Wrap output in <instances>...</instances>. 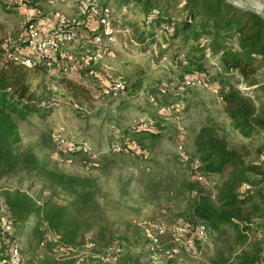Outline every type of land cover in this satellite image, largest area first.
I'll use <instances>...</instances> for the list:
<instances>
[{
	"label": "trees",
	"instance_id": "obj_1",
	"mask_svg": "<svg viewBox=\"0 0 264 264\" xmlns=\"http://www.w3.org/2000/svg\"><path fill=\"white\" fill-rule=\"evenodd\" d=\"M93 1L97 7L110 8L114 20L117 15L122 17L130 12L142 16L144 28L138 36H134L135 49L139 51L150 46L153 32L163 30V47L154 59L155 64L160 67L159 57L166 56L173 60L175 68L161 66L166 70L161 71L151 85L157 95L168 96L171 100L186 98L187 91L196 88L183 85L182 76L186 73L204 74L203 82L207 84L209 80L214 85L230 128L243 138L260 139L264 133V14L260 16L226 0ZM109 3H113L116 10ZM38 6L30 7V15L16 39L18 45L23 43L24 28L28 22H38L53 15L41 17ZM86 10L82 9L85 17ZM79 26L78 23L75 25L80 33L75 46L84 53L88 47L86 41L97 29H90L87 23L85 28ZM120 28L127 26L121 24ZM0 30H3L1 25ZM5 39H0V177L23 172L41 184L38 193L46 192L45 197L36 198L18 188L4 190L5 208L13 224L32 215L41 228L44 226L60 234L62 242L80 248L88 240L86 229L90 221L99 213L95 200L99 187L95 179L47 169L29 149H20L13 117L25 119L29 114L37 113L41 117L47 114L50 109L48 103L54 99L52 89L63 93L74 109L90 104L91 92L83 82L63 72L59 65L65 61L59 58L57 52L53 58L45 56L41 62L28 66L22 63L19 49L4 46ZM46 62L50 66L44 67ZM93 67L91 69H97ZM92 79L91 76L89 80ZM234 79L244 82L246 90L235 85ZM161 85H171L172 90L160 94ZM149 90L152 92V89ZM148 96L151 97V94ZM43 103L46 105L41 106ZM110 118L117 127V118ZM135 124L130 129L135 141H152L164 128L158 125L160 131L154 132L149 125L148 130L136 131ZM190 144L191 153H186L187 160L183 162L189 167L190 178L195 172L202 176L203 181L191 178L189 193L193 200L189 214L183 218L205 225L206 238L218 243L215 249L218 257L230 254L228 245L231 238L242 243L251 238L250 231L264 227V169L252 172L253 167L243 166L237 150L229 148L211 125L203 124L194 131ZM122 146L123 151L129 148L126 143ZM191 162H195L196 166L192 167ZM214 174L220 177V181L213 185L215 191L212 195L205 192L201 184ZM251 174L255 176L250 177ZM254 186L256 191L252 192ZM60 194L67 196L65 203L55 200ZM96 237L94 235L91 239L92 251H97L98 243L102 249L110 242L100 243ZM121 238L124 246L129 244V237L123 234ZM252 240L253 247L241 248L232 264H264V251L258 243L256 246V236ZM128 259L119 260L117 264H126ZM224 261L221 259V262ZM131 264L140 263L136 258L131 260ZM163 264L172 263L164 261Z\"/></svg>",
	"mask_w": 264,
	"mask_h": 264
},
{
	"label": "rangeland",
	"instance_id": "obj_2",
	"mask_svg": "<svg viewBox=\"0 0 264 264\" xmlns=\"http://www.w3.org/2000/svg\"><path fill=\"white\" fill-rule=\"evenodd\" d=\"M230 2L249 8L261 6L257 0ZM109 4L116 10L113 3ZM36 5H39L41 17L63 12L67 16L75 17L80 24L79 27L85 28V24L88 23L83 16L80 1L0 0V25L3 26V30H0V39L20 37L18 35L23 31V23L30 15V7ZM38 15L36 14V17H40ZM117 16L114 25L124 24L133 37L138 36L144 28L142 16L139 14L130 12L122 17ZM151 36L152 56L140 55V51L135 47H129L128 50L106 47L96 61L93 68L97 67L96 73L99 76H108L107 81L109 78L118 77L124 82V88L117 96L104 94L98 98L91 97L90 104L82 106L81 109H74L63 93L52 89L54 99L48 103L47 107L50 109L47 114L42 117L37 113L29 114L25 119L13 117L19 135L17 146L20 149H29L47 169L95 179L99 187L95 197L99 213L86 229L88 240L85 244L91 249L93 246L90 243L94 235H97L100 243L110 241L106 245L120 242L122 251L114 264L128 257L130 259L126 264H131V260L136 258L140 264L164 263L163 260L152 262L145 255L144 239L138 222L143 219H157L168 223L189 214L193 200L189 193L190 170L187 163L179 159L176 144L181 143L185 154L190 155L191 135L201 125H211L217 134L225 139L229 148L236 149L243 166L253 167L252 172L264 169V133L260 139H247L232 130L211 81L208 80L207 84L188 90L186 98L171 100L168 96L156 94L154 86L151 85L159 78L161 71L166 69H163L161 64L157 67L154 59L163 47L165 35L162 30L153 32ZM76 47L64 44L57 54L63 61L81 62L83 53ZM91 76H84L86 80L72 78L80 80L89 88L88 85L97 82L96 76H92L94 79L90 81ZM233 83L246 90L244 82L234 79ZM32 84L35 85V82ZM149 89H152V92ZM148 94H151V97ZM168 100L174 103L173 109L166 110ZM44 105L46 103L41 104ZM110 117L117 118L119 124L117 127H114ZM140 121L148 123L154 132L160 131L158 125L164 128L152 141L147 139L135 141L130 129ZM112 139L121 145L127 142L129 145L133 144L138 152H131L126 147L117 154L110 153L109 144ZM83 142L89 147L88 154L84 156L77 148ZM254 176L255 174L250 175ZM219 181L220 177L214 174L205 179L201 186L205 192L213 195L215 191L213 185ZM40 187L41 184L35 182L34 177L23 172L0 177V224L9 216L3 202L2 191L18 188L27 191L32 197L43 198L46 192L38 193ZM251 191H256V186ZM55 200L65 203L68 199L64 194H60ZM36 221V218L30 215L13 224L14 233L19 240L21 264H73L74 259L69 254L57 256L50 253L48 247L39 250L35 246L41 234L49 230L44 226L41 228ZM123 234L130 240L126 246L121 241ZM249 236L251 238L242 243H237L231 238L228 245L230 254L224 253L220 257L215 250L218 243L206 238L202 244L197 245L193 254L186 256V260L191 264H232L241 248L253 247L252 237L255 236L256 246L258 243L259 248L264 251V227L253 229ZM74 245L71 246L78 248ZM101 247L102 245L98 243L97 251H101ZM221 259L226 261L221 262Z\"/></svg>",
	"mask_w": 264,
	"mask_h": 264
},
{
	"label": "built area",
	"instance_id": "obj_3",
	"mask_svg": "<svg viewBox=\"0 0 264 264\" xmlns=\"http://www.w3.org/2000/svg\"><path fill=\"white\" fill-rule=\"evenodd\" d=\"M13 2V0H7ZM82 9L86 10V22L90 29H97L96 32L86 41L85 49L81 62L68 60L59 65V67L70 77L80 80H86L84 76L92 75L97 77V82L88 85L93 98H98L107 94L115 97L124 88V82L120 78H109L99 76L97 69H91L95 66L96 61L102 56L104 48L117 47L120 50H128L129 47H135L136 42L133 35H130L128 28H120L114 25V18L111 9L107 6L97 7L93 0H81ZM78 23L75 17L67 16L63 12H56L51 17H43L40 21L28 22L24 28V39L21 45H18L16 39L6 38L4 46H12L19 49L22 53V63L25 65H34L41 62L45 56L53 58L54 54L64 44L75 46L78 41L79 32L75 25ZM93 24V26H91ZM165 29V26L163 27ZM116 36V38L112 37ZM85 43V44H86ZM155 45V43H152ZM105 46V47H104ZM163 46V45H162ZM144 57L152 56L151 47L139 52ZM208 56V55H207ZM211 61V60H210ZM159 64L167 69H174L175 64L172 59L166 56L159 57ZM49 62L44 64L48 67ZM86 71H85V70ZM105 77V78H103ZM204 74L186 73L182 76L183 85L198 88L204 85ZM90 84V83H88ZM96 86V87H95ZM172 90L171 85H161L160 94H166ZM174 103L166 105L167 109H173ZM149 124L138 122L135 124V130H148ZM55 140H58L54 137ZM132 145V146H131ZM128 149L138 152L133 144L126 143ZM80 153L88 154L89 147L85 142L77 146ZM133 149V150H132ZM123 150L122 145L112 140L109 144L110 153L117 154ZM178 157L181 161H186L187 156L181 143L176 144ZM195 167L196 163L191 162ZM191 178L195 181L202 182L200 174L193 172ZM248 188V185H244ZM138 226L142 232L144 246L147 252V258L152 261H170L172 264H191L186 260L196 251L197 245L202 244L206 238V227L197 221H189L184 218H176L168 223H163L157 219L141 220ZM93 243H90L92 245ZM84 244L80 248L62 242L60 234L47 230L36 242L39 250L48 247L49 252L54 255L64 256L69 254L73 259V264H114L121 254L122 247L120 242H113L102 248L101 251H92ZM93 246V245H92ZM22 257L18 236L14 233L13 222L8 216L0 224V264H21Z\"/></svg>",
	"mask_w": 264,
	"mask_h": 264
},
{
	"label": "water",
	"instance_id": "obj_4",
	"mask_svg": "<svg viewBox=\"0 0 264 264\" xmlns=\"http://www.w3.org/2000/svg\"><path fill=\"white\" fill-rule=\"evenodd\" d=\"M226 1H228L229 3L232 4V2H230V0H226ZM234 6L239 7V8L249 9V10L255 12L256 14H258L260 16H261V14H264V5L262 7L260 6V7H251V8H249V7H243V6H238V5H234Z\"/></svg>",
	"mask_w": 264,
	"mask_h": 264
},
{
	"label": "bare ground",
	"instance_id": "obj_5",
	"mask_svg": "<svg viewBox=\"0 0 264 264\" xmlns=\"http://www.w3.org/2000/svg\"><path fill=\"white\" fill-rule=\"evenodd\" d=\"M257 1L260 3L261 6L264 5V0H257Z\"/></svg>",
	"mask_w": 264,
	"mask_h": 264
}]
</instances>
